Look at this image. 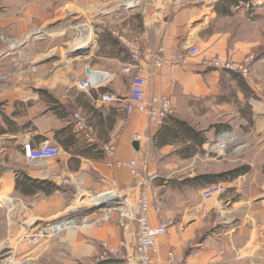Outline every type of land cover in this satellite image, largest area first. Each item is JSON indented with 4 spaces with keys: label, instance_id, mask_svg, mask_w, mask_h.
Here are the masks:
<instances>
[{
    "label": "crops",
    "instance_id": "obj_1",
    "mask_svg": "<svg viewBox=\"0 0 264 264\" xmlns=\"http://www.w3.org/2000/svg\"><path fill=\"white\" fill-rule=\"evenodd\" d=\"M145 1L150 2L146 17L140 8L106 17L107 24L97 29L95 62L85 64L76 81L28 92L0 83V194H7L0 200V241L11 229L15 228L13 233L22 236L24 232L36 230L41 222L39 219L64 213L70 207L67 205L72 188L74 193L87 191L95 195L117 189L138 206L140 186L127 165L122 168L107 166L108 156L104 151L107 145L115 147V159L126 164L137 160L143 171H146L141 166L143 159L150 163L163 157L190 160L205 153L208 142L201 146L194 143V154H185L183 147L193 142L181 136L162 144L155 134L161 125L168 123L167 118L163 124L156 125L144 114L126 112L131 80L121 71V65L128 61V52L113 32L139 39L146 50L154 53L164 50L162 67L155 69L152 59L145 63L146 93L148 97L155 94L170 96L178 114L174 116L187 121L184 113L198 110L201 98L211 93L220 96L223 74L234 83L240 80L230 71L205 68L201 61L208 54L224 56L232 49L236 50L237 58L243 57L245 38L235 28L231 29V25L223 27L219 20L222 15L231 18L243 4L239 0H187L183 7L173 9L172 0ZM247 5L250 8L256 6L252 1ZM224 6L230 10L229 14L219 13ZM48 14L51 12L45 17ZM202 42L206 46L204 54L188 53V46H200ZM87 66L107 73L102 85L90 90L78 86L87 73ZM108 91L121 97L120 100L102 102L100 97ZM243 93L240 92L239 99H243ZM245 98L250 102L248 94ZM223 103L228 101L224 99ZM77 112L87 119L89 128L86 131L75 125ZM137 132L143 137L139 139V150L133 146ZM45 139L58 143L64 153L47 165H27L25 144L31 143L35 147ZM51 170L64 171L70 177L71 186L59 187L50 181L48 173ZM167 184V181L153 183L160 195L161 212H153L150 220L151 224L157 225L174 218L176 224L159 237V251L152 264H168L170 249L185 254L184 264H264V205L256 201L257 196L238 195L230 189L209 204L201 197L202 186H198L191 197H180ZM91 202L103 203L82 201L78 208ZM211 209L221 211L224 218L220 222L211 220ZM29 218L28 224L23 222ZM117 218L118 213L114 212L66 228L59 236L61 264L86 263L102 251L103 242L115 246L124 237L128 239L127 249L134 252L138 224L130 221L125 232ZM12 219L15 220L12 225L17 227L11 228L9 220ZM42 247L45 245L38 248ZM36 252L24 247L21 253L27 264H37ZM98 264L127 263L112 257Z\"/></svg>",
    "mask_w": 264,
    "mask_h": 264
},
{
    "label": "rangeland",
    "instance_id": "obj_2",
    "mask_svg": "<svg viewBox=\"0 0 264 264\" xmlns=\"http://www.w3.org/2000/svg\"><path fill=\"white\" fill-rule=\"evenodd\" d=\"M113 1L0 0V83L9 84V87L18 91L28 92L76 81L83 66L95 62L98 39L95 41L92 38L94 35L92 28L97 33V29L103 26L97 21L98 18L101 19V15L94 16L91 10H100L103 5L112 4ZM241 1L243 5L241 9L236 10V14L231 18L219 16V20L223 27L231 25V29L235 28L245 38L244 53L240 59L253 56L251 61L253 81L250 84L245 81L251 91L250 102L246 101L247 93L244 91L243 99H239L242 84L236 80L235 83L232 82L230 77L223 74L220 96L215 93L208 94L201 98L197 106L198 110L184 113L187 121L202 129L209 138L205 153L190 160H168L163 157L156 158L150 163L149 160L143 159L141 166L146 172L152 171L157 175L154 183L161 184L167 181L171 191L180 197H191L198 186L205 189L210 185L221 183L226 186L225 192L232 189L238 195L247 193L255 195L256 201L264 205V0ZM248 1H252L256 6L250 8L247 5ZM47 12H51V15L45 17ZM17 41V46L10 48ZM205 47L202 42L199 46L201 54H204ZM231 51L236 52L235 49ZM209 56L213 55L208 54L205 57ZM224 99L228 103H223ZM222 125L228 128L218 132L219 126ZM227 130L234 132L236 139L228 143L227 150L223 154L209 152L211 146L222 136V132ZM240 166H248L249 171L231 181L224 180L207 186L188 181L198 174L219 173ZM223 167L227 168L223 169ZM219 169L223 171H218ZM166 189H162V192ZM71 190L73 191V188ZM203 190L200 191L201 197L209 204L224 195L207 200ZM72 191L67 205L70 207L66 211H72L74 214L66 216L65 219H73L78 226L89 222L92 217L114 213L116 207L124 204L134 210L138 207L129 196L121 195L116 189L113 193H117L120 197L116 195L114 197L121 203L112 200L107 205L93 208L91 202L78 208L82 201H94L95 193ZM109 191L111 190H106ZM0 195L1 200L7 194ZM66 211L58 215H69ZM210 217L211 220L219 222L224 218L221 211L216 209L210 210ZM47 219L39 220L51 233L52 224L48 223ZM65 219L63 221H66ZM14 221L9 220L10 225L14 224ZM29 221L31 218L27 221L24 219L23 222L28 224ZM54 222L53 224H57L59 221ZM14 227L17 226H11ZM14 229H11L9 235H4L5 237L0 241V264H27L21 253L24 247L37 250V264H61L59 236L63 232H52L50 236L45 234L40 243L45 247L38 248L40 244L31 246L24 241L23 236L30 234V231L24 232L23 236L19 234L21 238L18 239L19 236L13 233ZM95 256L83 264H93Z\"/></svg>",
    "mask_w": 264,
    "mask_h": 264
},
{
    "label": "built area",
    "instance_id": "obj_3",
    "mask_svg": "<svg viewBox=\"0 0 264 264\" xmlns=\"http://www.w3.org/2000/svg\"><path fill=\"white\" fill-rule=\"evenodd\" d=\"M187 0H172L173 9L183 7ZM204 2L205 0H200ZM241 1V0H239ZM242 2V1H241ZM150 2L145 0H114L112 4L103 5L100 10L92 9L91 13L101 15V19L98 18V23L106 25V17L111 14H117L124 10L132 8H140L141 14L146 17L149 13ZM94 27V26H93ZM92 38L96 41L98 39L97 33L92 28ZM97 32V31H96ZM123 44L124 48L128 52V61L121 65V71L130 76L131 88L128 96V101L125 105L126 112L128 114L134 113L135 111L140 114H144L148 117L151 124H163L164 120L171 115L175 114V106L170 96L167 94L159 95L155 94L148 97L146 93V87L148 84L144 74L146 72L145 63L152 59L154 68L162 67L164 61L163 49H159L156 53L146 50L144 44L137 38H130L122 32H113ZM190 55H197L201 53V49L196 44H191L187 47ZM252 59L253 56L249 55L244 59L236 57L235 51H229L224 56L213 55L205 57L201 63L205 68H211L215 70L225 69L230 72H238L243 76L248 84L253 81L252 76ZM107 73H102L95 76H90L87 73L80 80L78 86L81 89L90 90L93 87H98L104 83V77ZM121 97L116 95L114 92L108 91L102 94L100 100L106 101H119ZM75 125L77 129L86 131L89 128L86 117L77 112L74 115ZM222 136L219 140L211 146L212 152L223 154L227 150L228 143L236 139V134L230 130L223 131ZM135 137L142 139V134L137 132ZM224 137H226L224 139ZM92 140V139H91ZM93 141V140H92ZM108 156L107 166L122 168L127 165L130 168L132 177L140 186L139 191V203L136 210L130 208L128 205L118 206L115 208L118 213L117 222L126 232L129 228V222L135 221L138 224V231L136 235V244L134 252L127 249L126 237L118 245H111L107 242H103L102 251L98 252L93 258V264L111 259L112 257L119 258L127 264H152L154 256L159 251V237L167 234L168 229L175 225L174 218H168L167 220L160 221L159 224H151L150 216L154 213H160V201L158 200V191L153 188L154 179L157 175L154 172L143 171L138 166L137 160H132L129 163H125L121 160L115 159V147L113 145H107L104 149ZM64 153L61 146L51 139H45L37 146H33L31 143H27L24 146V155H26V163L29 166L47 165L52 161H56ZM48 179L53 181L59 187H65V185L71 184L70 177L64 171L51 170L48 173ZM111 191L99 192L94 197L102 195H117ZM226 186L224 184H213L203 190L204 197L207 200L219 197L225 193ZM108 191V190H107ZM118 200V199H117ZM67 222V223H66ZM66 223V224H65ZM75 225V221H72ZM70 219L66 221L58 222L60 226L58 229L51 226V233L63 232L66 228L73 226ZM44 224L39 223L38 228L27 234L24 237V241L31 246L40 244L41 239L50 232L46 230ZM168 264H184L185 254H180L173 249L168 251L167 256Z\"/></svg>",
    "mask_w": 264,
    "mask_h": 264
},
{
    "label": "trees",
    "instance_id": "obj_4",
    "mask_svg": "<svg viewBox=\"0 0 264 264\" xmlns=\"http://www.w3.org/2000/svg\"><path fill=\"white\" fill-rule=\"evenodd\" d=\"M218 11L221 14L230 13V10L227 9L225 6L224 9H219ZM232 73L236 76H239L240 79L239 82L240 84H242V86H240L242 91H244L249 95L251 91L245 83L246 80L242 78L243 76L241 77V75L236 71ZM167 119H168L167 121L168 123L166 124V122L164 121L165 123L160 126L159 130L155 134L156 137L160 138L162 144H164L168 139L172 138L174 140H177L181 136L186 141L189 140L193 142L191 144H185V146L183 147V150H185L186 152L185 154L193 155L194 152L196 151V149H194L195 146L193 145L194 143L197 144L198 146H201L202 144L208 142L209 138H207V136L204 134V131L199 129L195 125H192L190 122L179 117L177 118L174 115L169 116ZM225 128L228 127L222 125L219 126L218 130L222 131V129ZM248 171H249L248 166H240L238 168L230 169L219 173L209 172V173L198 174L195 175L194 178L189 179L188 181L193 184L207 186L209 184L223 182L224 180L225 181L234 180L238 178V175L246 173Z\"/></svg>",
    "mask_w": 264,
    "mask_h": 264
},
{
    "label": "bare ground",
    "instance_id": "obj_5",
    "mask_svg": "<svg viewBox=\"0 0 264 264\" xmlns=\"http://www.w3.org/2000/svg\"><path fill=\"white\" fill-rule=\"evenodd\" d=\"M19 41V40H18ZM18 41H17V43H13L11 46H10V48H14L15 46H17V44H18ZM21 41V40H20ZM226 137H224V139H225ZM114 196L111 194H109V195H106L105 193H103L102 195H99V196H96V197H94V200L95 201H99V202H106V201H108L110 198H113ZM66 216H71V215H55V216H53L52 218H48L47 219V222L48 223H50V224H53V222L56 220V221H59V222H61V221H63L65 218H66ZM52 219H54V220H52ZM66 220V219H65ZM43 221V220H42ZM72 221H73V219L72 220H70V222L72 223ZM55 223V222H54ZM67 223V222H66ZM65 223V224H66ZM38 225H39V223L37 224V228H38ZM72 225H73V223H72ZM45 227V226H44ZM52 227H54V228H59L60 226H58V225H53ZM36 228V229H37ZM30 230V229H29ZM23 236V235H22ZM25 236V235H24ZM21 237V236H20ZM23 239V238H22ZM19 243V242H18ZM41 245V244H40Z\"/></svg>",
    "mask_w": 264,
    "mask_h": 264
},
{
    "label": "water",
    "instance_id": "obj_6",
    "mask_svg": "<svg viewBox=\"0 0 264 264\" xmlns=\"http://www.w3.org/2000/svg\"><path fill=\"white\" fill-rule=\"evenodd\" d=\"M87 74L90 75V76H95L97 74H99V71L98 70H95V69H92L91 67L87 66ZM140 140L139 139H136L134 142H133V146H134V149L135 150H139L140 149ZM114 200L116 203H121L119 200H117V198L113 197V198H110L108 201L104 202V203H95L93 204V208L95 207H100V206H103V205H107L109 201H112ZM84 209V208H83ZM83 209H80V210H83ZM79 210V211H80Z\"/></svg>",
    "mask_w": 264,
    "mask_h": 264
}]
</instances>
